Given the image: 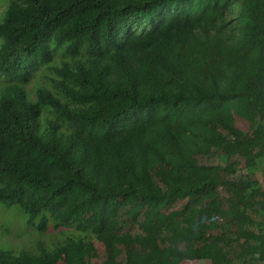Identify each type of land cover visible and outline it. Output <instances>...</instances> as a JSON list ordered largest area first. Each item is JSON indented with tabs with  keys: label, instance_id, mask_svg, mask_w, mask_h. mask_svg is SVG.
Segmentation results:
<instances>
[{
	"label": "trees",
	"instance_id": "1",
	"mask_svg": "<svg viewBox=\"0 0 264 264\" xmlns=\"http://www.w3.org/2000/svg\"><path fill=\"white\" fill-rule=\"evenodd\" d=\"M5 3L0 264H264V0Z\"/></svg>",
	"mask_w": 264,
	"mask_h": 264
},
{
	"label": "rangeland",
	"instance_id": "2",
	"mask_svg": "<svg viewBox=\"0 0 264 264\" xmlns=\"http://www.w3.org/2000/svg\"><path fill=\"white\" fill-rule=\"evenodd\" d=\"M5 2L6 0H0V10L6 4ZM186 201L187 199L185 196H179L175 199L164 200L161 204V207L165 209L166 217H169L171 219L178 217L179 213L178 211H176V209L181 204H185L183 211H187ZM109 204L117 208H124V210L129 209L130 215L133 217L136 215L137 212H139L141 215L148 213V211H146L145 208L141 206L138 201L128 196L116 202L110 201ZM190 215L193 216V214ZM24 218L25 215L21 213L18 207L15 206L14 204L7 207L0 205V234H9L11 236H16L18 234H20L21 236L26 235L27 226L23 223ZM101 220L105 226L107 227L113 226V222L110 219L102 217ZM214 223H216L215 220L211 218L208 227L210 228L211 226H213ZM36 235L38 236V233H36ZM23 243L24 240L20 241L19 239H12L7 237L0 238V246L8 249H15V251H18L19 249L16 247H18L19 245L20 246L23 245ZM215 257L216 256H214V258ZM194 264H219V263L208 258V259H203L200 262Z\"/></svg>",
	"mask_w": 264,
	"mask_h": 264
}]
</instances>
